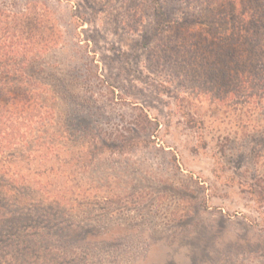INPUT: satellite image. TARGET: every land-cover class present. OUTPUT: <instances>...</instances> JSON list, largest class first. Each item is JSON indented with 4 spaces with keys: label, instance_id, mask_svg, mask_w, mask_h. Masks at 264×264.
<instances>
[{
    "label": "rangeland",
    "instance_id": "374dc122",
    "mask_svg": "<svg viewBox=\"0 0 264 264\" xmlns=\"http://www.w3.org/2000/svg\"><path fill=\"white\" fill-rule=\"evenodd\" d=\"M229 1L0 0L56 43L22 67L56 118L3 163L29 241L1 235L0 264H264V48Z\"/></svg>",
    "mask_w": 264,
    "mask_h": 264
},
{
    "label": "trees",
    "instance_id": "16d2710c",
    "mask_svg": "<svg viewBox=\"0 0 264 264\" xmlns=\"http://www.w3.org/2000/svg\"><path fill=\"white\" fill-rule=\"evenodd\" d=\"M193 1H196V3L201 1L200 4L206 7L209 5L213 6L214 3L217 4L219 0ZM239 1H229L230 7H225L224 13L220 12L217 16L229 27L228 31L231 30L235 34L240 43L256 44L255 47H258L257 49L264 48L262 45L264 41V16H261V13L258 12L260 8L258 1ZM260 1L264 5V0ZM8 15H11L12 18L7 21ZM34 28L33 23L25 15L15 17V15L0 11V185L3 182L8 184L7 178L12 180L9 181L8 188L4 186L3 190H0V194L11 193L13 195L17 191L14 187L17 184L16 174L7 168L3 170V163L5 164L7 157L15 155L13 149L23 148V145L28 147L25 145L27 140L37 141L40 139L38 137L39 129L43 128L44 125L55 123L54 101L56 97L52 95L51 90L47 89V85L31 75H26L22 68L27 67L25 65L29 63H34L41 53L53 49L56 44L52 41L48 44L31 42L29 39L30 32ZM50 31L52 32L53 30ZM226 53L228 56L234 55L232 50H228ZM34 58L35 60H33ZM259 61L261 63L264 61V52L261 53ZM263 73L264 63L260 66L259 77L263 76ZM244 74L245 72H243ZM64 90L67 92L66 89ZM46 145L42 144L41 148ZM18 150L23 152V149ZM27 151V154H25L26 152H21L23 154H20L22 155L20 156L21 158L13 159L20 161L19 163L28 162L32 150L28 149ZM10 159L12 158H8L11 162ZM23 186L26 187L25 183H23ZM39 192L50 196V192H46L44 188H41ZM6 211L5 207L0 206V236L4 235L6 239L8 236L17 237L18 246L20 241L25 239L23 246L27 247V241H29L26 240L27 235L21 236L19 233L29 221L24 218H18V215L15 214L16 220H12L14 222L11 224L13 227H9V230H6L4 229L5 217L13 214ZM21 217L23 216L21 215ZM8 247L17 249L13 241Z\"/></svg>",
    "mask_w": 264,
    "mask_h": 264
}]
</instances>
